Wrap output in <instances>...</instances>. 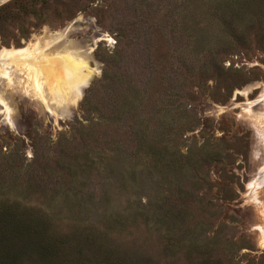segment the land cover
I'll use <instances>...</instances> for the list:
<instances>
[{
    "label": "rangeland",
    "instance_id": "rangeland-1",
    "mask_svg": "<svg viewBox=\"0 0 264 264\" xmlns=\"http://www.w3.org/2000/svg\"><path fill=\"white\" fill-rule=\"evenodd\" d=\"M73 21L80 105L0 114V264H264L261 87L239 93L264 83V0H9L0 48Z\"/></svg>",
    "mask_w": 264,
    "mask_h": 264
},
{
    "label": "bare ground",
    "instance_id": "bare-ground-1",
    "mask_svg": "<svg viewBox=\"0 0 264 264\" xmlns=\"http://www.w3.org/2000/svg\"><path fill=\"white\" fill-rule=\"evenodd\" d=\"M76 26L73 21L54 32L45 30L43 35L34 36L24 46L0 48V60L7 61L5 72L0 71V114L10 128H14L15 124L16 95L23 100H35L42 106L41 109L44 107L45 110L42 111L57 112L60 115L67 108L80 105L83 89L92 75L97 73L98 67L91 57L92 47H85L86 42L83 40L70 38L73 31L77 30ZM100 40L112 39L106 33L97 32L90 42L93 44ZM2 67L0 66L1 69ZM257 87H261L257 97L262 102L261 110L252 112L248 103L243 109L246 114L252 113L257 128L256 144L259 155H255L254 161L252 160L255 172L248 183V189L253 191L264 186V83L248 84L239 90L248 100L249 94ZM253 195L255 200L256 192ZM260 208L258 213L264 221V204ZM257 228L261 229L260 243L264 245V225L263 228Z\"/></svg>",
    "mask_w": 264,
    "mask_h": 264
},
{
    "label": "trees",
    "instance_id": "trees-1",
    "mask_svg": "<svg viewBox=\"0 0 264 264\" xmlns=\"http://www.w3.org/2000/svg\"><path fill=\"white\" fill-rule=\"evenodd\" d=\"M43 248L44 249H47L48 247H46V246L44 247V245H43ZM11 264H16V259L15 258H12L11 259Z\"/></svg>",
    "mask_w": 264,
    "mask_h": 264
},
{
    "label": "water",
    "instance_id": "water-1",
    "mask_svg": "<svg viewBox=\"0 0 264 264\" xmlns=\"http://www.w3.org/2000/svg\"><path fill=\"white\" fill-rule=\"evenodd\" d=\"M9 0H0V6L3 5L4 3H6Z\"/></svg>",
    "mask_w": 264,
    "mask_h": 264
}]
</instances>
